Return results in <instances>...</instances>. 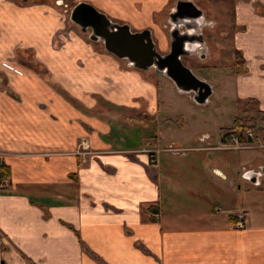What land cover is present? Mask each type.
Returning <instances> with one entry per match:
<instances>
[{
  "label": "crops",
  "instance_id": "1",
  "mask_svg": "<svg viewBox=\"0 0 264 264\" xmlns=\"http://www.w3.org/2000/svg\"><path fill=\"white\" fill-rule=\"evenodd\" d=\"M80 1L125 24L127 0ZM233 3L231 23L218 22L233 38L228 103L205 77L196 75L209 86L197 100L154 67L97 49L59 3L0 0L4 264H264V146L220 134L239 99L257 100L248 121L264 128V0ZM185 20L149 24L159 48ZM220 58L208 51L193 65L215 75ZM198 106L212 125L200 124ZM152 205L155 221L144 213ZM240 207L243 228L233 223Z\"/></svg>",
  "mask_w": 264,
  "mask_h": 264
},
{
  "label": "rangeland",
  "instance_id": "2",
  "mask_svg": "<svg viewBox=\"0 0 264 264\" xmlns=\"http://www.w3.org/2000/svg\"><path fill=\"white\" fill-rule=\"evenodd\" d=\"M35 1H48L53 3H59L60 9L63 12H66L67 16H70V10L74 5H76L80 0H35ZM128 3H125V23L130 24L131 29H137L141 30L143 28L150 29L149 24L150 23H160L161 21H170V17L168 16L169 10H175L176 9V2L178 1H185V0H165L162 3H153L152 0H127ZM191 2L196 6L197 9L201 11L200 18H204L202 20V24L204 22H211L214 25L212 28H210V24L206 25V28L202 27V24L199 25V17L196 19V25H197V33L202 31L204 34V39H206L207 43L205 47H208V51H210L211 56L214 58H218L221 56L220 61L223 62V65L219 67L217 72L212 74L214 71L213 69H210L211 71H206L205 69H200L199 67H203L202 64L196 63V66L193 65V62L198 60V57H195L196 59H193V57L189 56L184 58V63L190 67L192 70V73L198 77H205L207 81L211 84L214 83L216 85V91L222 92L223 94L221 96H218L217 94L214 95V98L218 99H224L226 102H228V92L227 87L223 85V76L226 72L229 70V66L227 62H229V54L232 53L231 48L233 46L232 43V31H229V27H226L225 30L227 31L224 34H221L220 28L218 26V22L220 20H226V22L229 24L231 23V12L235 2V0H191ZM153 3V4H151ZM171 8V9H170ZM145 10V13H144ZM225 11V13H224ZM113 20V19H112ZM72 26L77 27L78 26L75 23L70 22ZM148 24V25H147ZM167 24V23H166ZM147 25V26H146ZM196 27V26H195ZM202 27V29H201ZM76 28V29H77ZM79 29V28H78ZM165 29V33L168 36V27ZM90 30H86L84 33L87 38H89L90 41L94 43L97 49H104V44L100 39L93 40L90 38ZM152 34V33H151ZM213 35V37H212ZM153 36V34H152ZM224 38L222 39V37ZM154 40L155 37L153 36ZM203 39V37H202ZM199 41V40H195ZM188 43H198V42H188ZM156 45V44H155ZM160 43L156 45L157 47H160ZM160 52H165L168 50V40L164 43V49L159 48ZM196 56V55H195ZM217 61L216 59H214ZM199 61V60H198ZM218 61V63L220 62ZM212 65V64H211ZM209 65V66H211ZM217 66V64H215ZM213 65V66H215ZM211 66V67H213ZM233 70V69H232ZM213 71V72H212ZM229 103V102H228ZM227 103V104H228ZM228 107V106H227ZM196 111L198 113L200 124L202 125H212L213 119H212V113L207 112V108L204 106H198L196 108ZM239 112V111H238ZM239 114V113H238ZM230 115V113H229ZM231 117V115H230ZM228 118V113L227 117ZM83 148V147H82ZM80 148V149H82ZM84 149V148H83ZM243 150H253L250 148L243 149ZM259 150V149H257Z\"/></svg>",
  "mask_w": 264,
  "mask_h": 264
},
{
  "label": "water",
  "instance_id": "3",
  "mask_svg": "<svg viewBox=\"0 0 264 264\" xmlns=\"http://www.w3.org/2000/svg\"><path fill=\"white\" fill-rule=\"evenodd\" d=\"M191 11L196 6L189 4ZM197 9V8H196ZM200 14V13H199ZM200 15L197 14L196 19ZM70 20L78 25L83 32L91 28L90 38L100 39L104 49L117 56L127 59L132 65L140 69L154 67L157 71L169 77L184 92H194L197 100H204L209 86L197 78L190 68L185 66L180 59L181 53L175 49L166 55L156 51L155 43L149 29L131 31L128 23L119 24L112 22L107 15L97 10L93 5L81 1L70 10ZM183 39L186 36H182ZM255 175L251 174L249 180L255 182ZM0 264H4L0 260Z\"/></svg>",
  "mask_w": 264,
  "mask_h": 264
},
{
  "label": "flooded vegetation",
  "instance_id": "4",
  "mask_svg": "<svg viewBox=\"0 0 264 264\" xmlns=\"http://www.w3.org/2000/svg\"><path fill=\"white\" fill-rule=\"evenodd\" d=\"M79 2H81V1H79ZM191 3H192L191 0L178 1L175 4L176 9L168 11V16L170 17V19L175 20V21L179 20V19L181 20L182 18L186 19L187 21L186 20L185 21L187 22L188 27H184L182 30L180 28H175L171 31V33L169 32L170 38H169L167 51H165L163 53L160 52V50L156 46L157 45L156 41L154 40V38L151 34L153 42L156 44L155 47H156L157 52H159L161 55H166V54L170 53V51L173 49H175L178 52L180 51V52H182L180 59L182 60V63L185 66H187V65L184 63V61H185L184 58L189 57V56L192 57L194 55H196L199 58L201 56H204L206 54V52H208V47H205L207 41H206V39H204V36H203L204 34H202L200 32L198 34L196 31V29L198 28L196 25V23H197L196 22V16H197V14L200 15L199 13H201V11L199 9H196V8H194L191 11L190 7H192V6L189 5ZM111 21L116 22L115 20H112V19H111ZM116 23L123 24L121 22H116ZM206 23L207 22H204V24H202V23L201 24L203 25V27H205ZM208 24H210V27H212L214 25L211 22H208ZM78 28L80 29L79 26H78ZM87 29L91 31V28H87ZM143 29H145V28H143ZM143 29H141V30L131 29V31H133V32L142 31ZM149 30L151 31V29H149ZM187 30H190V32ZM151 33H152V31H151ZM183 35L186 36L185 39L182 38ZM202 37H203V39H202ZM196 39L199 41H195ZM188 42H198V43H188ZM171 48H173V49H171ZM149 68H152V67H149ZM188 68H190V67H188Z\"/></svg>",
  "mask_w": 264,
  "mask_h": 264
},
{
  "label": "trees",
  "instance_id": "5",
  "mask_svg": "<svg viewBox=\"0 0 264 264\" xmlns=\"http://www.w3.org/2000/svg\"><path fill=\"white\" fill-rule=\"evenodd\" d=\"M244 60L242 58L241 52H234V61H233V72H237ZM236 106L239 111V114L234 118L233 124L231 127H223L220 128V134L226 142H229L232 138L237 137V139L241 142L250 141L253 138L259 137L260 140L264 141V128L260 126H254L249 123V116L254 113L260 114V110L258 109V102L256 99L248 98V99H239L236 101ZM253 118V117H251ZM251 129H254L252 131ZM249 132H253V138L248 136ZM258 135V136H257ZM10 175V169L3 162H0V185H2V181ZM157 205L147 206L145 208V215L147 219L150 221H155L156 218L154 215L158 214ZM230 220L233 218L230 217ZM236 220L233 221L235 223Z\"/></svg>",
  "mask_w": 264,
  "mask_h": 264
},
{
  "label": "built area",
  "instance_id": "6",
  "mask_svg": "<svg viewBox=\"0 0 264 264\" xmlns=\"http://www.w3.org/2000/svg\"><path fill=\"white\" fill-rule=\"evenodd\" d=\"M253 135L254 133L253 132H249L248 133V136L250 138H253ZM87 140H81V147H86L87 144H86ZM232 142L233 144L236 145V147H248V146H251V142H245V143H241L237 140L236 137L232 138ZM256 143H258L259 146H264V143L259 139ZM169 151H173V152H176V151H180L179 149L180 148H168ZM81 155L84 154V150L83 149H79ZM243 208H238V211H237V219L234 223L235 227L237 228H243L245 226V220H244V216H243Z\"/></svg>",
  "mask_w": 264,
  "mask_h": 264
}]
</instances>
